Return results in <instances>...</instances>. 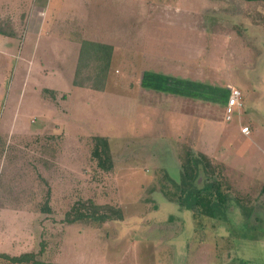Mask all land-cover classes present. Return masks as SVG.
Returning <instances> with one entry per match:
<instances>
[{
  "label": "rangeland",
  "instance_id": "1",
  "mask_svg": "<svg viewBox=\"0 0 264 264\" xmlns=\"http://www.w3.org/2000/svg\"><path fill=\"white\" fill-rule=\"evenodd\" d=\"M93 2L90 32L119 35V63L140 59L148 66L123 67L113 74L114 97L92 101L90 91L72 90L67 55L76 57L78 47L64 42L40 54L48 67L65 60L59 87L71 97L59 99L54 111L31 95L37 105L24 107L28 118L18 117L16 133L0 139V252L12 253L11 242L39 250L42 240L39 258L47 264H264V1ZM87 49L82 46L85 55ZM154 67L162 81L145 90L149 97L143 95L140 108L154 112L159 125L146 131L151 119L130 103L128 110L118 95L137 86L121 85L127 71L140 77ZM169 74L191 81L187 87L168 83ZM230 86L242 91L243 107L228 120ZM243 125L253 130L251 141L238 132ZM97 135L109 138L111 171L98 168L92 156ZM188 149L208 153L215 163L231 197L226 219L199 223L166 194L177 192L170 180L181 181ZM238 168L244 175L239 189L230 181ZM48 199L49 213L42 210ZM78 201L120 208L123 220L65 222Z\"/></svg>",
  "mask_w": 264,
  "mask_h": 264
},
{
  "label": "crops",
  "instance_id": "2",
  "mask_svg": "<svg viewBox=\"0 0 264 264\" xmlns=\"http://www.w3.org/2000/svg\"><path fill=\"white\" fill-rule=\"evenodd\" d=\"M80 5L84 6V11H80ZM94 5H96V3H94L93 0H0V139L3 135L6 136V134L16 133L18 128V117L28 118L25 113H22L24 109L26 111V108H24L26 105H37L36 100L30 101L31 99H28V97H37L39 104L41 102L46 109L50 105L54 108V111H58L59 109V106H56L59 99H70L71 95L69 93H63V91H61L59 87L61 81L58 80V77H61L58 68L65 69V60L63 61V65L59 64L58 60L55 61V65L59 64V67H48L44 59L40 56L42 52L46 53L50 48L59 46V43L65 42L66 45L72 46L74 49L75 46L78 47L76 57L71 58L67 55V58L70 59L71 62L70 65L74 68L70 76L72 90L83 88L90 91L92 101H97V99L102 101L105 95L114 97V92L110 93L109 90L111 89L110 85L114 84L113 74L117 75L116 73H119L121 69L124 71L123 67L128 69H139L147 65L144 60H133L130 58L124 59L126 61L125 64H122V62L119 63L117 60V57H119V54H117L119 45L115 43L119 35H114L116 37L112 39V33L109 34L106 31L90 32V25L95 20L92 11ZM85 42L105 44L113 48L108 73L102 78L105 85L104 90H96L92 87H88L96 83V79L98 78L97 71L102 67L100 63L95 62L94 57L92 59L88 57L90 61L87 62V60L86 63L81 60L82 46ZM140 56L141 55L138 54L137 57ZM48 64L50 63L48 62ZM190 67L192 66L189 64V68ZM141 72L140 77L135 76L137 72H135L136 74L129 73L128 71L126 72V79L121 85L135 84L137 86L134 90L121 91L118 96L119 98L122 97L125 99L128 110V103H130L134 109L137 108L139 112L144 113L145 117L151 119L152 122H150L149 125L145 128L142 126V128L147 131L155 129V126L159 124L155 125L157 121L153 116L154 112L153 114L151 112H144V110L140 108V106L145 105L142 104L143 95L149 97V95L145 94V90L154 88V86H157L156 84L162 80L158 71L155 70V67L151 71L144 70ZM128 74L132 75L129 76ZM76 75L80 81L83 80L84 84H86L85 86L74 85ZM33 76H37L40 80L38 79V81L33 82ZM184 76L191 77L192 75L187 73ZM168 77H170L167 79L168 83L173 81L175 85L187 84L186 87L189 81H191V78H180L170 74ZM164 82L166 81H163V83ZM190 84L192 85V82ZM148 107L154 109L155 113L157 111L158 115L160 114V108H155V105ZM243 126H241V128ZM24 128V125L21 123L19 125L20 134L23 132ZM136 129L139 131L138 128ZM238 132L240 133L241 131ZM241 135L243 138L246 137L248 141H251L253 130L250 128V134L248 136L242 132ZM110 140L112 141V139ZM151 140H153V138H151ZM1 143L2 142H0V147ZM200 153L210 157L207 155L208 153L204 151H200ZM212 163L213 165L215 164L213 160ZM224 166L231 167L230 164ZM231 172L234 175V179L230 181L239 189L241 179L244 175L240 172L239 168L236 170L232 169ZM241 239L242 241L246 240L253 244L262 243L260 239L258 240L256 238L248 240L246 237L243 238L242 236ZM41 242L42 240L39 242V250L41 249ZM15 244V242H11L10 244L13 251L12 253H10V251H3L0 252V254L4 253L9 256H19L34 250L37 252L39 251L36 247L31 248L33 245L31 243H19L17 245L18 248ZM0 259L2 258L0 257ZM1 263L2 261L0 260V264Z\"/></svg>",
  "mask_w": 264,
  "mask_h": 264
},
{
  "label": "trees",
  "instance_id": "3",
  "mask_svg": "<svg viewBox=\"0 0 264 264\" xmlns=\"http://www.w3.org/2000/svg\"><path fill=\"white\" fill-rule=\"evenodd\" d=\"M245 1H264V0H245ZM87 45L88 49L86 55L82 51L81 57L87 56L84 63L89 62L94 57L95 62L100 63L102 68L98 69V78L96 83L91 86L96 90H104L105 85L102 78H104L109 70L112 58L111 46L85 42L83 47ZM74 85L85 86L83 80L79 78L74 80ZM93 151L92 156L97 161L98 168L104 171H111L114 168V159L111 151L110 141L108 136H94L93 137ZM204 177L202 184L199 182L200 178ZM216 167L212 160L203 153H196L192 149L185 152L181 162V181L172 183L176 186L177 192L173 194L166 193L171 198L176 196L175 200L179 205H186V207L193 212L195 219L201 220L204 217L226 219V209L230 204L231 197L224 191L223 182L218 176ZM165 192V191H164ZM165 194V195H166ZM42 208L45 212H52L49 204V199ZM124 213L120 208H115L111 205H100L93 201H78L74 204L72 209L66 214L64 221L68 223L93 222L96 224H104L109 221L117 222L123 220ZM46 249V242H41V249L38 252L32 251L21 254L19 256H9L7 254H0V257L7 260L11 264H47L41 261L39 255L43 254Z\"/></svg>",
  "mask_w": 264,
  "mask_h": 264
},
{
  "label": "built area",
  "instance_id": "4",
  "mask_svg": "<svg viewBox=\"0 0 264 264\" xmlns=\"http://www.w3.org/2000/svg\"><path fill=\"white\" fill-rule=\"evenodd\" d=\"M230 96L229 101L227 105V119L229 120L231 118V114L234 112V108L239 106L243 107V94L242 91L235 86H230ZM241 132L245 135L250 134V127L249 126H243L241 128Z\"/></svg>",
  "mask_w": 264,
  "mask_h": 264
}]
</instances>
